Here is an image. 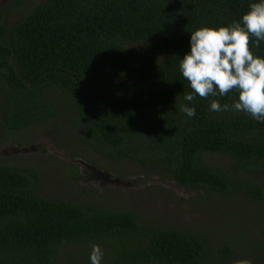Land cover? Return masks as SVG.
Returning a JSON list of instances; mask_svg holds the SVG:
<instances>
[{"label": "trees", "instance_id": "16d2710c", "mask_svg": "<svg viewBox=\"0 0 264 264\" xmlns=\"http://www.w3.org/2000/svg\"><path fill=\"white\" fill-rule=\"evenodd\" d=\"M251 2L15 0V23L0 9V135L62 118L79 128L86 149L113 163L131 160L192 190L239 191L264 204V179L252 177L264 171V122L211 110L214 99L231 106L235 93L185 100L191 89L179 72L192 31L238 21ZM251 51L264 57V41L259 48L253 41ZM204 153L231 163L206 165ZM20 161L0 163V264H85L76 253L93 244L103 250L101 264H226L235 255L231 243H212L205 233L43 197L36 168ZM58 167L74 180V165Z\"/></svg>", "mask_w": 264, "mask_h": 264}, {"label": "rangeland", "instance_id": "374dc122", "mask_svg": "<svg viewBox=\"0 0 264 264\" xmlns=\"http://www.w3.org/2000/svg\"><path fill=\"white\" fill-rule=\"evenodd\" d=\"M14 1L0 0V9L8 24L15 23L20 17L19 7ZM19 1L27 6H37L42 2ZM136 47L142 49L141 46ZM81 137L79 128L62 118L34 131L25 129L6 133L0 135V163L21 162V159L29 161L25 165L36 168L39 178L37 192L43 197L127 210L139 222L154 228L172 227L205 233L212 243L225 241L232 244L235 255L226 264H233L241 258L249 259L251 264H264V250L259 247L264 240L261 233V226L264 227L262 202L252 201L239 191L221 196L192 190L177 185L159 169H145L131 160L113 163L86 149L80 142ZM14 146H32L34 150L17 153L11 150ZM72 158L73 163L80 166L74 180L58 167V163L66 164L65 160ZM75 159L108 172L111 181L99 183L94 175L92 179L90 170ZM200 161L209 166H228L231 163L229 158L217 153H204ZM252 177L262 180L264 171ZM90 252L82 254L78 251L76 259L90 264Z\"/></svg>", "mask_w": 264, "mask_h": 264}, {"label": "clouds", "instance_id": "9594fccd", "mask_svg": "<svg viewBox=\"0 0 264 264\" xmlns=\"http://www.w3.org/2000/svg\"><path fill=\"white\" fill-rule=\"evenodd\" d=\"M264 41V0L251 2L238 21L217 27L201 26L191 32L190 50L179 60V72L190 85L184 97L191 102L195 96H227L235 93L232 105L221 106L212 100V111L234 109L259 122H264V57L251 51ZM181 111L189 117L195 109L187 105ZM103 250L93 244L89 254L90 264H101ZM233 264H251L247 258Z\"/></svg>", "mask_w": 264, "mask_h": 264}, {"label": "water", "instance_id": "95a60500", "mask_svg": "<svg viewBox=\"0 0 264 264\" xmlns=\"http://www.w3.org/2000/svg\"><path fill=\"white\" fill-rule=\"evenodd\" d=\"M11 150L13 152L23 153V152H26L28 150H34V147H32V146H29V147H24V146L15 147L14 146V147L11 148ZM75 161L79 162L80 165H84V167L88 168L90 166L88 163H85L84 161H82L80 159H75ZM91 167H92V172L98 173L100 175H110V174H108L106 172L101 171L100 169H97V168L93 167V166H91ZM121 184H124V183L121 182Z\"/></svg>", "mask_w": 264, "mask_h": 264}, {"label": "flooded vegetation", "instance_id": "af4514ba", "mask_svg": "<svg viewBox=\"0 0 264 264\" xmlns=\"http://www.w3.org/2000/svg\"><path fill=\"white\" fill-rule=\"evenodd\" d=\"M73 160H74L73 158L72 159H67V161L65 160V162H67L68 164L74 165V167L77 169V173L79 174V172H80V166H76L75 163H73L74 162ZM82 166H84V165H82ZM85 168H87V167H85ZM88 169L90 170V175H92V179H93V175H94V178H96V180H98L99 183H101L102 181L103 182H109V181H111V179H110L111 174L110 175H100V174L95 173V172L92 173L91 172V170H92V167L91 166H89ZM106 173H108V172H106ZM255 174H259V173H255Z\"/></svg>", "mask_w": 264, "mask_h": 264}]
</instances>
